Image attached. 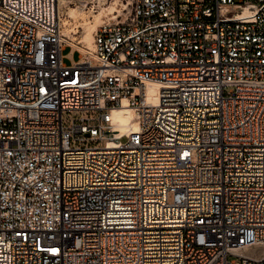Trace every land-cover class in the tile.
Segmentation results:
<instances>
[{
  "label": "built area",
  "instance_id": "obj_1",
  "mask_svg": "<svg viewBox=\"0 0 264 264\" xmlns=\"http://www.w3.org/2000/svg\"><path fill=\"white\" fill-rule=\"evenodd\" d=\"M65 3L0 0V264H264V0Z\"/></svg>",
  "mask_w": 264,
  "mask_h": 264
},
{
  "label": "rangeland",
  "instance_id": "obj_2",
  "mask_svg": "<svg viewBox=\"0 0 264 264\" xmlns=\"http://www.w3.org/2000/svg\"><path fill=\"white\" fill-rule=\"evenodd\" d=\"M75 7L72 4L65 3L64 7H62V11L65 15V11H67L68 7ZM76 8V7H75ZM78 9V8H77ZM79 10V9H78ZM66 16H64V19L62 20L63 22H66ZM87 19L89 18L84 14H75L74 17L68 18L66 24L63 23V32L67 34L68 36L72 39L73 36L82 39V32L83 28L80 25V22L82 19ZM94 19V17H93ZM72 28V29H71ZM75 29V30H74ZM77 31L76 35H72V31ZM73 31V32H74ZM71 35V36H70ZM79 51L74 49L73 47H65L64 50L62 51V61L65 65L70 66L76 63H80L82 59L79 58ZM90 114L87 111H68V112H63L62 113V123L64 127H69L72 124V121L82 118L88 117ZM104 144L103 140H92V139H86L83 142H74L73 145H86V146H94V147H101ZM230 259H233L230 257Z\"/></svg>",
  "mask_w": 264,
  "mask_h": 264
},
{
  "label": "bare ground",
  "instance_id": "obj_3",
  "mask_svg": "<svg viewBox=\"0 0 264 264\" xmlns=\"http://www.w3.org/2000/svg\"><path fill=\"white\" fill-rule=\"evenodd\" d=\"M65 2H67V0H58L59 11H60L61 5L64 4ZM65 12H66L65 13L66 22L68 18L74 17L75 14H82L80 10H78L75 7H71V6H69L67 11ZM66 22H63V23L66 24ZM99 22H100L99 15L94 16V19L92 21H89L84 18L80 22V25L83 28L81 41L86 43L88 46H90L92 42V32ZM66 35H68V32ZM111 117H112V121L116 124L117 130H119L120 133H123L129 129L135 130L136 128V124L131 120L133 118V112L130 108H127V107L114 108L111 111Z\"/></svg>",
  "mask_w": 264,
  "mask_h": 264
}]
</instances>
